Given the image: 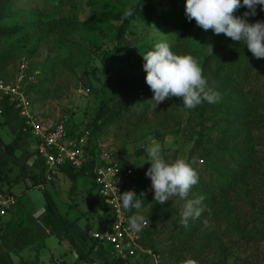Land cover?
I'll list each match as a JSON object with an SVG mask.
<instances>
[{
    "label": "trees",
    "instance_id": "1",
    "mask_svg": "<svg viewBox=\"0 0 264 264\" xmlns=\"http://www.w3.org/2000/svg\"><path fill=\"white\" fill-rule=\"evenodd\" d=\"M49 2L58 5L60 15L40 18V10L31 8V23L4 26L6 17L0 22V37L11 41L9 54L0 55V79H13L16 71L3 70L18 54L50 50L43 75L27 67L26 75L34 79L25 94L35 108L47 96L45 84L56 67L62 73L82 67L87 78L95 75L86 85L94 105L82 121H58L65 120L68 134L86 132L87 160L80 171L91 181L84 201L96 214V230L113 220L94 184L100 138L113 131L134 145L146 137L162 141L173 135L177 150L163 177H153L146 164L129 165L153 177L134 187L135 195L124 192L140 245L158 264H264V0L43 1ZM130 39L137 42L127 45ZM117 64L127 72L115 74ZM0 117L13 135L3 144L7 161L0 164V193L11 194L23 178L34 177L26 189L42 185L40 175L25 176L24 165L14 178L5 172L8 161L19 162L14 152L25 124L7 98L0 100ZM122 150L116 148L117 158L112 157L128 163ZM59 170L72 181L79 173ZM42 187V221L50 234L64 235L76 264H153L146 254L136 261L117 256L94 261L92 249L84 252L70 234L74 223L59 214ZM16 216L0 225V246L19 258L15 264H40L44 238L27 225L28 214ZM91 241L94 249L103 247ZM24 252H31L33 260L24 261Z\"/></svg>",
    "mask_w": 264,
    "mask_h": 264
},
{
    "label": "rangeland",
    "instance_id": "2",
    "mask_svg": "<svg viewBox=\"0 0 264 264\" xmlns=\"http://www.w3.org/2000/svg\"><path fill=\"white\" fill-rule=\"evenodd\" d=\"M45 0H0V22L3 20L4 17H6V23L2 24L4 26L11 25L16 22H24L25 24H28L26 22L29 21V23L32 22L30 17L32 15V9L40 10L39 17L40 18H47L51 15H60L59 7L55 4V2H49V3H43ZM59 17V16H58ZM31 21V22H30ZM10 40H8L7 35H4L0 37V55H7L9 54L10 50ZM133 42H137V40L134 41V39L127 40L126 44H134ZM50 50L47 48H41V49H34L31 50L25 54H18L17 59H12V61L8 62L7 65L4 67L3 72L10 73L12 71H17L20 65L25 64L27 67L30 68L31 71L37 72L38 76L40 77L45 73L46 70V63L45 61L51 60L50 57L51 53H49ZM58 65V64H57ZM100 68V67H99ZM112 69L115 71V74H125L127 72V67L124 64H117L112 67ZM12 70V71H10ZM82 71V67L76 68L74 73L68 72V73H62L58 67L54 69L52 77L48 79L47 83L45 84V90L48 91V94L46 97H44V100L40 104V107L37 111L38 116L46 121V122H54L59 120L60 118H65L68 125L79 123L83 119V112L85 110L90 109L93 103L92 96L88 95V92L86 91V85L88 80L93 84L92 80L94 79L95 75L93 73L89 78H87ZM15 74V72H14ZM38 76L36 77L35 81L38 80ZM34 81V82H35ZM114 81V80H113ZM26 83L23 81L21 84L22 88L26 87ZM158 86H156L157 88ZM156 97V96H155ZM89 107V108H88ZM37 110V109H36ZM70 113H73L72 117L70 116ZM113 130V128H111ZM10 133V132H9ZM8 133V130L3 125L0 126V139L7 144V142L12 141V136ZM173 136V135H172ZM171 135H167L164 140L159 141L155 140L150 137L145 138V142L143 143H136L132 144L128 140H125L123 137L119 138L118 136H114L113 131H108L106 135H104L99 140V144L101 145V149L103 151L112 152L113 156L117 158L116 148H120L121 152H123L122 148L125 150V155L129 156V165H147L149 168L150 173H153V177H155V173L159 174V178L161 176L163 177L164 173L168 170L172 163V157L174 156L176 147L173 145V137ZM124 153V152H123ZM180 156V155H179ZM183 156V155H182ZM38 157L36 156L35 159ZM182 160L181 157L178 158V160ZM20 162V161H19ZM23 164L22 162H20ZM17 162L16 164L8 161L7 167H13V170H17V173L20 171V167ZM6 165V164H5ZM4 165V167H6ZM143 167V166H142ZM3 168V167H2ZM28 167L24 165V168L21 169L25 171L26 176H35L34 173L41 176L40 180L42 182V185L44 186L45 191L48 193L49 197L52 199V201L55 203L56 208L59 212V214L62 217H66L67 219H72L73 217H80V212H84V215L81 216L80 221L76 223V220H69V222L74 223V228L70 227V234L72 235L74 241L78 245H83L86 242V245L84 244L83 247H81L84 252L89 250V248L92 249L90 257L92 254H97L102 260L98 262H109L112 258L109 257L108 251L105 247H103L101 250L103 252L97 250L94 247H91L92 245L91 239L86 238L87 234L84 235L83 232L88 229V231H95L96 230V223L93 222L92 219L96 216V214H91L85 210L84 204L82 203V198H85L86 195H81L80 193L75 192L72 190L69 195V183H67L64 187V190L56 191L54 187L56 185L51 186L50 182H46L44 179V172L42 170V167L39 163H36L34 166L33 173L30 171H26ZM142 169V168H141ZM141 172H144L141 170ZM85 174V173H84ZM86 175V174H85ZM36 177V176H35ZM153 177H144L143 180H138L135 183V187L140 186L141 184L149 183ZM32 180L34 181V177L29 178L25 183L30 186ZM54 181V180H53ZM52 181V182H53ZM68 182V181H67ZM71 182V180L69 181ZM76 186H82L83 184H86L87 186L91 184L90 178L85 177L84 179L80 180V176H76L75 178ZM57 183H61L56 181ZM130 185H133V181L129 183ZM23 185V184H22ZM37 187V186H36ZM172 190L176 188L175 185H171ZM20 186H13L11 188L12 194H14L16 197H18L20 192ZM25 189V186H23ZM35 188V187H34ZM7 189L9 190L6 185H3V191L7 192ZM37 189V188H36ZM133 194L134 193V187ZM39 191V189H37ZM27 189H25V192ZM56 191V192H55ZM10 192V193H11ZM43 192V191H39ZM84 192V191H83ZM7 194V193H2ZM41 194V193H40ZM42 205L44 204L45 197L42 195ZM73 203L76 204V207H73ZM79 205V207H78ZM149 209H147V212ZM17 213H20L18 211ZM96 221V220H95ZM145 221V220H144ZM41 222V221H40ZM33 226L34 230L37 231L40 230L37 228L38 224H34L30 221H27V225ZM143 226H146L147 223L142 222ZM49 232V231H48ZM57 237L53 236L50 237L47 240V243L45 245V249H43L41 252H39V260L40 264H60L57 263L55 258H58L57 255L60 254V251H58L60 248H56L57 251H54L50 246H56ZM50 248H47V247ZM87 246V248L85 247ZM2 254H7L2 247H0ZM0 253V264H15L18 262V257H12L9 254L10 260L3 258ZM107 253V254H106ZM30 255V256H28ZM106 256V257H105ZM153 264H158V259L155 256H151ZM22 259L24 261H32L33 260V254L29 252H24L22 254ZM83 264V263H80Z\"/></svg>",
    "mask_w": 264,
    "mask_h": 264
},
{
    "label": "built area",
    "instance_id": "3",
    "mask_svg": "<svg viewBox=\"0 0 264 264\" xmlns=\"http://www.w3.org/2000/svg\"><path fill=\"white\" fill-rule=\"evenodd\" d=\"M27 66L22 64L10 81L0 79V100L7 98L18 110V116L24 121L25 131L35 140V153L44 172L46 182H52L59 174L60 168H70L80 171L87 160L86 132L82 128L68 134L64 127L65 120L46 122L42 120L34 107L31 106L22 82L26 84L34 78L26 75ZM37 74V72H34ZM99 151L98 163L93 167L94 184L97 195L111 211L113 220L109 226L88 231L89 239L96 240L105 247H109L112 257L139 260L141 254L153 256L150 250L144 249L140 243V236L136 228L129 222L125 211L126 201L124 192L133 194V187L138 180H143V172L135 173L128 163H120L112 156V152L103 151L97 144ZM134 179L133 185H130ZM42 188V185H39ZM15 199L9 194L0 193V225L6 220L8 211L14 206Z\"/></svg>",
    "mask_w": 264,
    "mask_h": 264
},
{
    "label": "crops",
    "instance_id": "4",
    "mask_svg": "<svg viewBox=\"0 0 264 264\" xmlns=\"http://www.w3.org/2000/svg\"><path fill=\"white\" fill-rule=\"evenodd\" d=\"M2 125H3L2 124V119L0 117V126H2ZM9 132L10 131L8 130V133ZM9 134L12 136L11 139H13L12 133L10 132ZM0 141H1V145H0V164H4V162L7 161L6 160L7 157H6L4 148H3V144H5V142H3L1 139H0ZM14 155L18 159V161L23 163V164H21L20 162H18L20 164V165L18 164L19 166L26 165L28 167L26 169V171H30L31 173H33V170H34L33 168L36 165V163H35V161H36V159H35L36 158V153H35V140H34V138L32 137V135L30 133H28L26 131H24L22 133V139L20 141L19 148H18V150H16L14 152ZM37 162H38V158H37ZM4 170H5L6 173L10 172L11 178L12 177L13 178L16 177L15 175L17 174V170H13V167H11V171H10V167H9V169L6 168ZM19 173H21V171ZM25 176H26V174H25ZM76 176H80V180L81 179L85 180V177H86V175L83 172L77 173ZM27 180H29V179L23 178L22 181H19L16 184L17 186L21 187L20 188L21 194L18 197H16L14 194H12L11 190L9 191L7 189L9 192H11V194H9V195H11L15 199V203H14V206L11 207L10 210L8 211L6 219H8L11 215H13V216L17 215L18 217L23 218V217H25L24 216L25 213L28 214V216H27L28 217V221H30V222H32L34 224H38V223L40 224V225L37 226V228H39L40 230L37 231L35 229V232L37 234H39L41 237L44 238V240H43L44 245H46L47 240L50 237H53V236L57 237L56 246L55 247L54 246H50L54 251H57L56 248H60L61 247L58 250V251H60V254L57 255L58 258H55L54 261L56 260V262L57 263L59 262L60 264L61 263H63V264H76L75 263L76 262V254L71 250L70 244L67 242V240L65 239L64 235H62V234H50L48 232L47 228L45 227L43 221H42L43 216L45 214V210H44L45 201H44V204L42 205V199H41L42 195H44V192H39L40 190L42 191V188L38 185L37 187L35 186V188L31 187V188L27 189V191L25 192L26 186H29L28 184L25 183ZM70 180L71 179H69L68 176L65 173L60 171L59 174L55 177L54 181L50 182V183H51V186L56 185L54 187V189L56 191H60V190L63 191L64 187H65V185L67 183L71 184V185H69V188H66V189H69V191H68L69 195H70V192L72 190H74L77 193H80L81 195H86L87 194L86 191L88 190L89 185L87 186L86 184H83L82 186H76L75 179L73 181L71 180V182H69ZM56 181L61 182V183H57L56 184ZM23 186H25V189L23 188ZM6 187H8V186H6ZM36 188L39 189V191ZM84 199L85 198H82L81 201L84 204L85 210L88 212V205L85 203L86 201H84ZM73 207L74 208L76 207L75 203H73ZM78 207H79V205H78ZM18 211H20V213H17ZM79 214H80V217H73L72 219H68V220H71V221L72 220H76V223H78L80 221L79 218H81V216L84 215V212L82 211ZM72 228H74V225H72ZM87 232H88V230H87ZM71 234H73V233H71ZM86 234H87L86 238H89L88 237V233H86ZM82 235H84V232H83ZM84 244L86 245V242ZM84 244L83 245H79V246L83 247ZM50 247H47V248H50ZM85 247L87 248V246H85ZM103 247H105V246H103ZM102 248H98V249L96 248V249L101 251V252H103V250H101ZM105 248L108 251L107 253L109 254V257L112 258V254H111L110 248L109 247H105ZM85 252H86V250H85ZM0 253H1V250H0ZM1 256L3 258L7 259L8 261L10 260V257L7 254H2L1 253ZM91 258L94 261H96V262L102 260L95 253L92 254ZM80 263L85 264L83 261H80L79 264Z\"/></svg>",
    "mask_w": 264,
    "mask_h": 264
},
{
    "label": "clouds",
    "instance_id": "5",
    "mask_svg": "<svg viewBox=\"0 0 264 264\" xmlns=\"http://www.w3.org/2000/svg\"><path fill=\"white\" fill-rule=\"evenodd\" d=\"M80 173V172H79ZM43 188V187H42Z\"/></svg>",
    "mask_w": 264,
    "mask_h": 264
}]
</instances>
